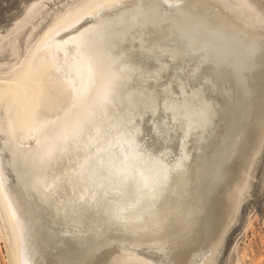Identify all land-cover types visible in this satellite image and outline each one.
<instances>
[{"label":"bare ground","instance_id":"6f19581e","mask_svg":"<svg viewBox=\"0 0 264 264\" xmlns=\"http://www.w3.org/2000/svg\"><path fill=\"white\" fill-rule=\"evenodd\" d=\"M98 2L72 0L63 12L47 11L46 25L17 66L0 73V217L9 259L12 264H56L57 258L66 264H213L264 136V4L180 0V8H169L167 3L177 0H120L126 7L100 20ZM85 30L95 78L89 82L85 65L81 94L74 96L54 70L57 50ZM169 67L167 80L158 83ZM121 70L115 104L101 120L98 94L109 72ZM176 70L187 82L177 76L176 89L166 90ZM205 80L211 83L206 91ZM181 83L195 87L182 92ZM205 101L209 114L202 124L197 113ZM176 105L180 111L173 113ZM185 105L191 109L190 137L184 135ZM137 107L147 110L148 121L161 111L158 121L163 125L167 119L173 128L175 151L166 160L174 171L168 186L155 194L139 175H152L146 166L125 181L123 173L109 168L106 154L95 184L91 171L81 168L96 153L97 127L106 128ZM110 153L113 163L123 160L119 146ZM35 207L48 209L56 228L41 229L38 236ZM193 217L197 229L185 233L194 238L183 242L179 233Z\"/></svg>","mask_w":264,"mask_h":264},{"label":"snow or ice","instance_id":"6c2138e0","mask_svg":"<svg viewBox=\"0 0 264 264\" xmlns=\"http://www.w3.org/2000/svg\"><path fill=\"white\" fill-rule=\"evenodd\" d=\"M167 3V0H166ZM182 6L180 0L177 3H167L169 8H180ZM126 7L120 0H100L96 3L95 15L98 19L103 20L105 13H110L112 10ZM86 19V17H82ZM260 23L264 27V16L261 17ZM78 31V30H77ZM56 38L59 39L57 36ZM62 49L57 50V60L55 65V72L58 73L70 86L71 92L74 96L81 94L83 86V69L87 65L89 71V82H94L95 73L93 71V54L92 44L88 36V30L81 32L79 37H73L71 41L63 40ZM63 52V58H60V52ZM126 57V54H124ZM115 63V62H113ZM112 66L110 65V68ZM261 67L264 69V56L261 57ZM227 70L230 72L231 68ZM121 72L110 71L109 79L104 85L103 89L99 92L97 98V107L99 113L97 115L103 119L107 115L109 106L115 104V97L118 95V82L123 79ZM177 84L175 80L172 83L166 84V90H175ZM188 87H195L191 83L185 85L181 83V91L186 92ZM211 83L207 80L201 82V89L208 90ZM158 107V106H157ZM167 110V104H166ZM173 113L180 111L178 105L173 106ZM184 111L189 120L188 127L184 131L185 136H189L192 130L191 123V109L188 105L184 106ZM139 113V114H137ZM208 105L205 103L201 106L197 115L200 117V123L206 124L208 118ZM148 115L147 110L139 112L137 108H130L126 117H120L115 123L109 122L108 126L97 127V138L93 143L96 145V153L94 156H89L83 165L82 169L90 170L93 174L90 176L92 182L95 184L94 176L101 175L105 166V155L109 156L108 165L110 169L115 170V174L119 176L124 174L125 181L133 177V173L140 165L148 167L152 173L150 177L145 176L143 171L139 172L140 178L144 181L145 188H148L153 194L157 188L164 189L168 186V181L174 171L170 161L166 160V156L175 151L173 142V128L169 127L167 119L164 120L163 125L156 118L158 111L153 112V119L148 121L149 127L145 129L143 124ZM177 117L173 115L172 123L176 122ZM139 122V126H138ZM115 141V143L113 142ZM107 145L103 147L102 145ZM181 151L184 149V140L179 139ZM119 146L123 155V160L119 164L111 161L110 150ZM50 157L51 152L45 154ZM181 161H177L175 168H181ZM111 174V173H110ZM108 177H102L107 179ZM102 186V185H101ZM3 187V172L0 171V188ZM155 198V195L153 196ZM27 264V262H26Z\"/></svg>","mask_w":264,"mask_h":264},{"label":"rangeland","instance_id":"374dc122","mask_svg":"<svg viewBox=\"0 0 264 264\" xmlns=\"http://www.w3.org/2000/svg\"><path fill=\"white\" fill-rule=\"evenodd\" d=\"M261 2L264 4V0ZM71 3L72 0H0V73L8 72L17 66L31 42L46 25L49 19V17L44 19L47 11L51 14L60 13L64 11L65 6ZM240 18L245 20L244 17L240 16ZM169 71L170 67L167 68L165 76L160 77L157 82L166 81ZM183 73L181 70L174 71L170 83L173 80L178 83L179 77L187 82ZM158 89L161 87L158 86ZM159 112L161 113V111ZM147 118L148 115L146 123L144 122L143 125L148 128ZM190 145L191 143H188V146ZM195 153L197 152L195 151ZM248 180V185L241 189L239 208L234 220L222 236V242L215 253L213 264H264V136L249 169ZM47 219H50L49 215H47ZM192 219L194 220V217ZM196 221H190L192 223L187 224L189 228L185 225L186 227L182 231L184 234L180 232L182 238L179 233V240L187 242L194 238L195 228L197 229V225H194L197 223ZM51 226L56 228V225L52 224ZM191 227H195L194 230ZM190 231L194 233L186 235L185 232ZM4 234L5 230L0 217V264H12L8 256V242ZM84 234L86 233L83 232L82 235ZM67 235L68 233L65 234V236ZM78 235L81 236L80 233ZM190 237L192 239H189ZM51 250L54 253L57 251L53 247ZM59 260L61 264H66L62 262L61 258H57L56 264L59 263ZM81 263L84 264V262Z\"/></svg>","mask_w":264,"mask_h":264},{"label":"water","instance_id":"95a60500","mask_svg":"<svg viewBox=\"0 0 264 264\" xmlns=\"http://www.w3.org/2000/svg\"><path fill=\"white\" fill-rule=\"evenodd\" d=\"M35 210L34 212H36V215H37V219L39 220L38 221V226H37V232L36 234L39 235H43V231L41 229H44V228H49L51 226V222L49 219H47V215L49 214V210L48 209H43L42 207H35ZM42 224V226H41Z\"/></svg>","mask_w":264,"mask_h":264}]
</instances>
